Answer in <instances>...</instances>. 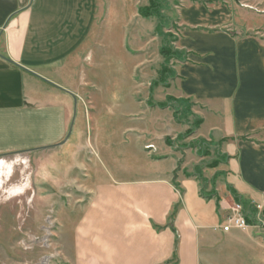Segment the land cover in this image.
Returning <instances> with one entry per match:
<instances>
[{"label":"crops","instance_id":"1","mask_svg":"<svg viewBox=\"0 0 264 264\" xmlns=\"http://www.w3.org/2000/svg\"><path fill=\"white\" fill-rule=\"evenodd\" d=\"M149 5L0 0V190L28 193L8 187L20 161L34 164L40 199L48 183L62 195L77 187L62 211L69 264H264L263 225L223 230L235 193L264 206V41L238 30L228 0H183L164 33L184 58L162 84L164 38L141 13ZM169 99L192 105L187 121L158 106ZM197 120L178 142L202 139L229 157L204 168L206 185L194 173L206 157L176 140ZM132 146L147 168L113 175L112 152Z\"/></svg>","mask_w":264,"mask_h":264},{"label":"rangeland","instance_id":"2","mask_svg":"<svg viewBox=\"0 0 264 264\" xmlns=\"http://www.w3.org/2000/svg\"><path fill=\"white\" fill-rule=\"evenodd\" d=\"M228 2L238 12L240 23L238 30L246 31L263 42L264 0H228ZM182 3L183 0H168L165 15L168 18L167 23L169 26L177 27L175 12ZM128 141H130V137ZM109 142H117V140L113 141L110 138ZM182 144L180 146H186L185 143ZM112 153L118 159L112 165L111 172L113 175L121 169L138 171L141 168H147L144 154L137 147L116 149ZM215 158L216 156L211 153L210 156L206 157L203 165H206L205 167L211 165ZM92 162H95V164L97 162L103 172L110 171L99 157L94 156ZM221 165L217 168L208 169L215 171ZM17 166L16 172H14L16 177L8 187L22 186L26 183L29 191L26 194L19 195L22 194L19 189L11 193L7 192L8 188L5 191L0 190V264H69L65 261L60 246L63 224L62 211L69 210L73 202H77L78 197L82 194L75 193L76 191L73 192L77 190V187L72 188L71 183H69L65 185L62 195L48 183L47 192L49 197L48 199H40L36 192L40 185L35 180L38 177H36L34 171V164L32 163L30 167L24 166L20 161ZM26 172L31 173L27 182L23 179ZM202 174L205 176L204 170ZM220 176V173H218L215 178ZM210 178L212 179V176ZM205 190H211L210 186H205ZM252 206H255L258 210L257 223L264 226V206L258 204Z\"/></svg>","mask_w":264,"mask_h":264},{"label":"trees","instance_id":"3","mask_svg":"<svg viewBox=\"0 0 264 264\" xmlns=\"http://www.w3.org/2000/svg\"><path fill=\"white\" fill-rule=\"evenodd\" d=\"M168 4V0H150V5L144 9H142L141 13L146 16V17H157L160 21L159 24V34L164 38V46L162 48V55L165 57L166 62H165V66L163 68L162 71V76H161V80L160 82L162 84H166L167 80L172 77V73H171V69H169V62L173 59H177V60H183L184 58V54L182 52H180L179 50H176V48L173 45L174 39L172 40L173 36L171 34H166L164 33V29L165 28H170V26L168 25V19L165 16L164 12H165V7ZM158 106L160 108H167V107H172L175 109L176 111V117L177 120L179 122L182 121H187L189 115H191V107L192 105L188 102V101H177V100H172L169 99V101H167L166 103H161L158 104ZM201 124V120H197L193 125L192 128L186 133L183 134L181 136H179L177 140L178 141H182V140H186L187 138H189L190 136H192L195 131L197 130V128L199 127V125ZM172 144V143H170ZM213 144L199 139L196 141H193L191 144L186 145L185 147H190V148H194L197 150V153L200 157H207L211 155V149H212ZM216 158L215 160L212 162L211 165H207L206 168H217L219 165L221 164H226L229 160V157L226 155H222L221 153L217 152L216 153ZM206 165H200L198 167H196L195 169V176H197V178L204 184H208V180L203 176L202 171L204 170ZM221 175V173H220ZM234 193V192H233ZM203 195H206L203 192ZM235 199L236 202L239 204L243 205L244 208V213L246 215L247 221L249 223L250 226L253 225H258L260 223H257L256 217H258V210L255 206L252 205H247L246 203H244L242 200H240V198L236 195L235 193ZM248 209V211H247ZM264 215V212H263Z\"/></svg>","mask_w":264,"mask_h":264},{"label":"built area","instance_id":"4","mask_svg":"<svg viewBox=\"0 0 264 264\" xmlns=\"http://www.w3.org/2000/svg\"><path fill=\"white\" fill-rule=\"evenodd\" d=\"M225 210L227 211V216L223 227L224 232L244 230L251 227L247 221L242 204L233 203L231 206H225Z\"/></svg>","mask_w":264,"mask_h":264},{"label":"bare ground","instance_id":"5","mask_svg":"<svg viewBox=\"0 0 264 264\" xmlns=\"http://www.w3.org/2000/svg\"><path fill=\"white\" fill-rule=\"evenodd\" d=\"M0 166H1V164H0ZM1 168V167H0ZM2 170V169H1Z\"/></svg>","mask_w":264,"mask_h":264}]
</instances>
